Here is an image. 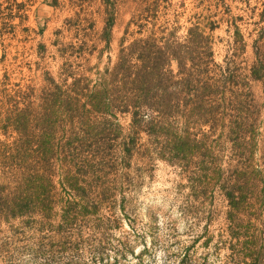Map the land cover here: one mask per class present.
<instances>
[{"label": "trees", "instance_id": "1", "mask_svg": "<svg viewBox=\"0 0 264 264\" xmlns=\"http://www.w3.org/2000/svg\"><path fill=\"white\" fill-rule=\"evenodd\" d=\"M120 1L100 0L107 45ZM123 1L132 12L111 69L93 78L44 72L39 88L33 79L0 77V221L45 219L55 207L64 224L97 205L114 213L109 174L98 168L110 169L105 161L114 155L112 167L126 171L140 156L173 167L191 188L217 186L227 207L226 263L264 264V7L248 45L238 25L243 17L225 0L191 13L182 34L183 0ZM196 1V9L206 2ZM25 5L0 0V25L22 23ZM222 24L228 39L217 62L213 34ZM248 46L250 64L243 60ZM253 83L261 84L260 104ZM105 124L114 144L92 134ZM57 188L65 196L59 200Z\"/></svg>", "mask_w": 264, "mask_h": 264}, {"label": "rangeland", "instance_id": "2", "mask_svg": "<svg viewBox=\"0 0 264 264\" xmlns=\"http://www.w3.org/2000/svg\"><path fill=\"white\" fill-rule=\"evenodd\" d=\"M50 1L17 0L26 4L24 21L15 18L10 26L0 25V77L7 73L13 83L33 79L39 88L44 72L56 76L67 71L93 78L95 73L111 69L132 4L121 0L116 7L107 45L108 14L100 0H59L57 8ZM180 1L173 0V4ZM183 1L186 12L179 20V34L188 26L186 19L191 13L204 8L213 11L210 4L217 0H203V8L197 9L196 0ZM225 2L233 16L243 17L238 25L250 45L254 30L263 25L258 15L264 0ZM226 28L222 24L213 34L217 62L226 54ZM243 60L251 63L250 46ZM251 91L260 104L261 84L253 83ZM119 123L126 132L128 120L120 119ZM108 128L107 124L98 126L92 133L106 145L114 144ZM144 141L143 137L140 143ZM119 142L120 138L115 143ZM112 157L105 161L110 169H98L109 174L106 186L111 189L114 213H108V204L97 205L96 212L77 215L64 224L55 207L45 219L0 221V264H227L223 242L227 207L217 186L191 188L173 167L140 156L132 160L128 170L114 169ZM61 191L56 189L58 200L63 196Z\"/></svg>", "mask_w": 264, "mask_h": 264}]
</instances>
